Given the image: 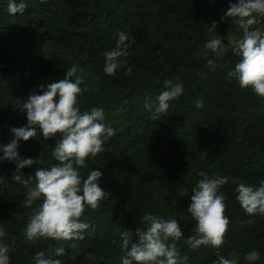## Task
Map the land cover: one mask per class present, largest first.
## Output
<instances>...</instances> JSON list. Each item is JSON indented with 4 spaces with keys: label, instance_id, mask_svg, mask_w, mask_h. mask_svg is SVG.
Segmentation results:
<instances>
[{
    "label": "trees",
    "instance_id": "obj_1",
    "mask_svg": "<svg viewBox=\"0 0 264 264\" xmlns=\"http://www.w3.org/2000/svg\"><path fill=\"white\" fill-rule=\"evenodd\" d=\"M23 2V13L9 14L7 0H0V144L11 139L10 127L26 123L14 104L38 84L63 78L73 65L83 69L78 73L84 77L81 87L90 89L78 97L81 110L103 107L104 122L115 135L104 143V152L86 158L82 169L86 175L99 168L104 173L100 186L110 196L96 209L85 208L79 219L90 227L74 248L69 240L26 239L23 230L32 214L22 203L26 187L12 179L13 162H0V226L5 229L0 240L9 246V264H34L36 252L49 255L60 246L65 253L54 258L62 264H121L126 250L120 233L132 230L130 247L137 239L135 229L146 227L140 219L145 213L178 219L184 236L175 243L179 256L186 257L181 264H213V247L192 249L186 243L195 227L187 205L200 170L232 178L221 186L229 224L219 254L248 264L245 253L255 249L260 258L252 264H264V215L245 213L234 191L237 182L258 185L264 179V102L227 76L239 59L228 40L242 35L236 18L221 21L223 14L218 16L228 0ZM214 20L225 52L213 57L216 69L209 71L204 43L216 35ZM251 27L264 32V16ZM116 29L134 42L121 58L126 62L108 75L103 53L115 46ZM164 79L182 83L183 92L169 101L159 119H151L145 98L155 102ZM196 99L203 101L201 108L195 107ZM54 144L55 137L45 140L39 131L19 142L22 157L43 161L21 169L24 178L34 176L37 167L56 163Z\"/></svg>",
    "mask_w": 264,
    "mask_h": 264
},
{
    "label": "clouds",
    "instance_id": "obj_2",
    "mask_svg": "<svg viewBox=\"0 0 264 264\" xmlns=\"http://www.w3.org/2000/svg\"><path fill=\"white\" fill-rule=\"evenodd\" d=\"M26 4L23 0H7L6 10L9 14L23 13ZM257 16H264V0H228V7L220 17L236 18L242 35L229 39L231 50L239 59L227 72L234 78L239 87L251 88L261 99H264V32L260 28H252L257 23ZM217 21H212L214 31ZM216 33V32H215ZM115 46L105 50L103 72L114 75L126 61L130 44L134 37L123 30L115 31ZM209 52L213 54L209 57ZM225 52L219 34L204 43V56L209 71H215L216 59ZM126 71L131 72V68ZM83 69L76 65L69 67L63 78L42 82L33 89L22 102L15 103L14 110L25 115L26 123L9 128L11 139L0 144V162H13L15 168L12 179L25 185V198L22 203L30 208L24 235L27 240L38 238L73 241L83 239L84 230L90 225L79 219L86 207L96 209L100 203L109 198L110 193L100 186V178L104 173L99 168H92L86 175L82 169L86 167V158L95 157L105 151L104 143L115 135V129L106 124L103 107L93 106L81 110L78 97L90 91L84 84ZM179 78H177L178 80ZM164 90L155 102L146 97L144 107L151 113V119H159L169 108V101L179 97L183 92V84L172 79L163 80ZM39 89V91H37ZM195 107L201 108L203 101L196 99ZM39 134L43 139L55 137L51 155L56 163L48 167H37L34 176L24 178L21 169L33 164L42 165L37 157H22L18 151L19 142L27 141ZM58 133V135H57ZM197 180L191 189L187 211L195 221L194 234L186 237V243L192 249L201 245L211 246L216 250L217 260L213 264H239L238 257L226 258L219 254L224 243V234L228 229L229 218L224 214L225 195L221 186L228 183L230 176L209 175L200 170ZM35 181L33 184L32 182ZM235 199L247 214L264 215V179L258 185L237 182ZM40 203L33 207L34 202ZM170 204L175 207V196L170 197ZM146 227L135 229L136 241L130 243L132 230L120 233L125 255L120 258L121 264H181L186 257H180L176 241L184 234L178 219H165L159 214L145 213L141 218ZM5 236V229L0 226V238ZM171 239V243L168 241ZM9 246L0 240V264H9ZM65 253L63 246L55 247L52 253L45 254L41 250L34 256V264H62L60 259ZM179 257V259H178ZM260 254L253 249L245 253L248 264L257 261Z\"/></svg>",
    "mask_w": 264,
    "mask_h": 264
},
{
    "label": "rangeland",
    "instance_id": "obj_3",
    "mask_svg": "<svg viewBox=\"0 0 264 264\" xmlns=\"http://www.w3.org/2000/svg\"><path fill=\"white\" fill-rule=\"evenodd\" d=\"M233 2H235V0H233ZM227 7H228V4L226 5V3H225V6L223 7V10L222 9L220 10V12L218 13V16H220V14H224V12L227 9ZM228 18H230V17H228ZM258 18H259V16H257V19ZM262 101L264 102V99Z\"/></svg>",
    "mask_w": 264,
    "mask_h": 264
}]
</instances>
